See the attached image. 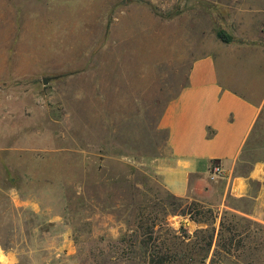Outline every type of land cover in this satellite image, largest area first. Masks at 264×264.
Wrapping results in <instances>:
<instances>
[{
    "label": "rangeland",
    "instance_id": "1",
    "mask_svg": "<svg viewBox=\"0 0 264 264\" xmlns=\"http://www.w3.org/2000/svg\"><path fill=\"white\" fill-rule=\"evenodd\" d=\"M223 50L263 97L264 0H0V264H264L263 198L203 205L160 180L164 108ZM262 104L240 156L258 176Z\"/></svg>",
    "mask_w": 264,
    "mask_h": 264
},
{
    "label": "crops",
    "instance_id": "2",
    "mask_svg": "<svg viewBox=\"0 0 264 264\" xmlns=\"http://www.w3.org/2000/svg\"><path fill=\"white\" fill-rule=\"evenodd\" d=\"M228 59L250 76L239 50L197 57L186 85L159 119L170 153L160 180L174 198L210 206L227 200L264 199V176L256 175L260 167L240 164L260 120L264 95H255L252 79L251 84L237 87L227 73ZM213 165L220 167L219 175L212 173Z\"/></svg>",
    "mask_w": 264,
    "mask_h": 264
},
{
    "label": "trees",
    "instance_id": "3",
    "mask_svg": "<svg viewBox=\"0 0 264 264\" xmlns=\"http://www.w3.org/2000/svg\"><path fill=\"white\" fill-rule=\"evenodd\" d=\"M220 37L223 41L227 42L228 41V37H226L223 33L220 34ZM150 233V232H149ZM152 239V235L149 234L147 236V239L146 240H151ZM210 246V244H209ZM170 259L168 256L166 255H157V253H149L148 256H147V262L148 264H164L165 260H168Z\"/></svg>",
    "mask_w": 264,
    "mask_h": 264
},
{
    "label": "built area",
    "instance_id": "4",
    "mask_svg": "<svg viewBox=\"0 0 264 264\" xmlns=\"http://www.w3.org/2000/svg\"><path fill=\"white\" fill-rule=\"evenodd\" d=\"M212 173L219 175L221 173V169L218 165H213L212 166Z\"/></svg>",
    "mask_w": 264,
    "mask_h": 264
},
{
    "label": "water",
    "instance_id": "5",
    "mask_svg": "<svg viewBox=\"0 0 264 264\" xmlns=\"http://www.w3.org/2000/svg\"><path fill=\"white\" fill-rule=\"evenodd\" d=\"M42 81H43L44 84H46L47 81H48V79L47 78H44Z\"/></svg>",
    "mask_w": 264,
    "mask_h": 264
}]
</instances>
